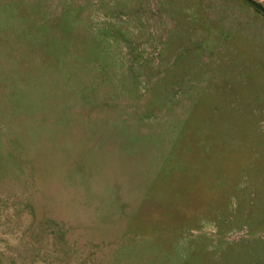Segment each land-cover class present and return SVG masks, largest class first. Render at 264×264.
Listing matches in <instances>:
<instances>
[{
  "label": "rangeland",
  "instance_id": "1",
  "mask_svg": "<svg viewBox=\"0 0 264 264\" xmlns=\"http://www.w3.org/2000/svg\"><path fill=\"white\" fill-rule=\"evenodd\" d=\"M0 264H264V0H0Z\"/></svg>",
  "mask_w": 264,
  "mask_h": 264
}]
</instances>
